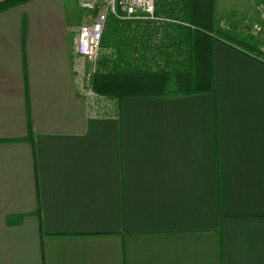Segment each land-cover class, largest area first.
Here are the masks:
<instances>
[{
	"label": "crops",
	"instance_id": "1",
	"mask_svg": "<svg viewBox=\"0 0 264 264\" xmlns=\"http://www.w3.org/2000/svg\"><path fill=\"white\" fill-rule=\"evenodd\" d=\"M66 2L0 12V264H264V64L216 43L214 94L93 108Z\"/></svg>",
	"mask_w": 264,
	"mask_h": 264
},
{
	"label": "trees",
	"instance_id": "2",
	"mask_svg": "<svg viewBox=\"0 0 264 264\" xmlns=\"http://www.w3.org/2000/svg\"><path fill=\"white\" fill-rule=\"evenodd\" d=\"M30 0H0V12ZM215 0H154L159 20L109 15L91 77L95 93L178 96L215 93L213 47L224 44L264 64L258 40L231 34L214 22Z\"/></svg>",
	"mask_w": 264,
	"mask_h": 264
},
{
	"label": "built area",
	"instance_id": "3",
	"mask_svg": "<svg viewBox=\"0 0 264 264\" xmlns=\"http://www.w3.org/2000/svg\"><path fill=\"white\" fill-rule=\"evenodd\" d=\"M78 4L89 13L73 38L74 69L79 90L94 108L101 96L93 91L91 77L101 53V38L107 17L113 15L119 19L147 20H159L160 17L154 13V0H78ZM253 28L256 31L261 29L258 25Z\"/></svg>",
	"mask_w": 264,
	"mask_h": 264
},
{
	"label": "rangeland",
	"instance_id": "4",
	"mask_svg": "<svg viewBox=\"0 0 264 264\" xmlns=\"http://www.w3.org/2000/svg\"><path fill=\"white\" fill-rule=\"evenodd\" d=\"M67 2V6L68 8L70 7V10L73 12V16L75 21L78 19H81V22L86 20V14L89 13L88 10L83 9L79 6L78 4V0H66ZM239 2L234 3V1L232 0H217V9L219 14H217V25L221 26L224 25L225 22V14L226 12H230V9H233L235 7L238 6H230V3H232L233 5H241V4H245L248 0H238ZM261 8H263V12H264V7L261 6ZM238 12V10H234V13ZM257 15H253L250 14L248 20L250 21L248 24H246V27H250L248 29V31L245 32H236V30L234 28H227L228 31L235 35V36H242L244 33H249L250 35H252L253 37L257 36V35H261L264 32V26L261 25V22L257 20ZM83 19V20H82ZM255 22H259L260 24H254ZM226 24L228 23V21L225 22ZM255 25L261 26L262 30H257L255 28H253ZM223 28V27H221Z\"/></svg>",
	"mask_w": 264,
	"mask_h": 264
}]
</instances>
